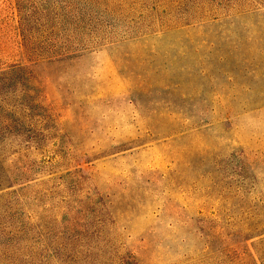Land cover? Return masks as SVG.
<instances>
[{"label":"rangeland","instance_id":"rangeland-1","mask_svg":"<svg viewBox=\"0 0 264 264\" xmlns=\"http://www.w3.org/2000/svg\"><path fill=\"white\" fill-rule=\"evenodd\" d=\"M45 10L115 38L31 65L29 116L1 104L0 170L41 167L49 213L0 209V264H264V0H0V71Z\"/></svg>","mask_w":264,"mask_h":264},{"label":"trees","instance_id":"trees-1","mask_svg":"<svg viewBox=\"0 0 264 264\" xmlns=\"http://www.w3.org/2000/svg\"><path fill=\"white\" fill-rule=\"evenodd\" d=\"M46 12L47 10L40 14L32 13L31 11L23 13L24 17L20 32L22 36L21 46L23 47L22 56L26 63L11 65L7 69L0 71V112L2 111L1 104L13 102L11 103L12 107L8 108L7 111H3L4 114L12 116L20 115V107L26 104V113L21 112L23 114L21 116H29L27 112L35 106L28 95L32 90L31 65L42 63L43 61L47 63L65 61L81 55L97 44H101L98 46H102V44L115 38L111 37L112 28L108 31L107 29L103 30L102 27L93 25L92 22L89 24L84 23L83 16L79 17V15L72 13H70L72 21L69 23L71 27L64 34V28L61 29L56 24L49 26L50 15ZM19 13L22 16L20 9ZM140 18V16L129 18L132 25H128V27L139 30L140 25L134 24L133 20ZM143 21L145 22V20ZM81 23L84 25H81ZM33 37H42L45 40L37 41ZM2 129L5 136L15 137V126L10 119L5 117ZM8 160H10L8 157L3 160V169L0 170V192L7 189L11 190L0 194V209L19 203L18 201L24 196L22 193L31 190L33 199L37 202L41 213L48 215L49 178L42 179L40 175L44 174L42 173L43 169L41 167H34L36 165L28 164L26 166L14 164L11 167V163L8 164ZM32 181H34L32 185L27 184ZM26 194L28 195V193ZM263 211L264 208L260 213L262 219L256 220L253 223L254 226L249 225L250 228L248 229V231L252 230L256 232L257 236L264 235ZM259 246L264 252V238L259 241Z\"/></svg>","mask_w":264,"mask_h":264}]
</instances>
